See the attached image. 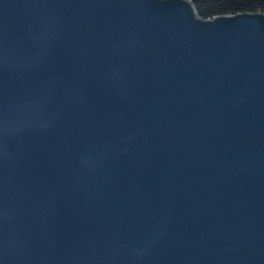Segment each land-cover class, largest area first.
<instances>
[{
	"label": "water",
	"instance_id": "95a60500",
	"mask_svg": "<svg viewBox=\"0 0 264 264\" xmlns=\"http://www.w3.org/2000/svg\"><path fill=\"white\" fill-rule=\"evenodd\" d=\"M0 264H264V13L0 0Z\"/></svg>",
	"mask_w": 264,
	"mask_h": 264
},
{
	"label": "trees",
	"instance_id": "16d2710c",
	"mask_svg": "<svg viewBox=\"0 0 264 264\" xmlns=\"http://www.w3.org/2000/svg\"><path fill=\"white\" fill-rule=\"evenodd\" d=\"M198 16H217L243 12L264 13V0H192Z\"/></svg>",
	"mask_w": 264,
	"mask_h": 264
}]
</instances>
